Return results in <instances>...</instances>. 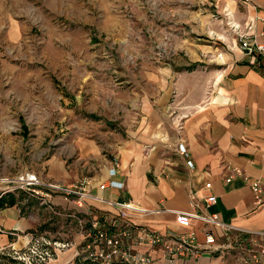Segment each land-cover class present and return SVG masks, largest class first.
Instances as JSON below:
<instances>
[{"label": "crops", "instance_id": "crops-1", "mask_svg": "<svg viewBox=\"0 0 264 264\" xmlns=\"http://www.w3.org/2000/svg\"><path fill=\"white\" fill-rule=\"evenodd\" d=\"M219 6L227 13L230 26L227 33H219L212 53L196 55L191 62L197 64L170 70L173 81L165 82L158 94L154 87L156 92H148L138 103L132 127H115L114 148L103 153L116 156H103L100 179L103 183L114 179L121 187L92 189L107 200L135 201L162 211L131 217L105 200H88L79 207L57 195L48 206L26 191L10 192L0 197V201L4 198L0 204V249L42 242L52 245L56 254L50 264H79L76 254L85 243L91 220L102 216L119 219L118 227L103 222L110 233L117 232L125 220H138L166 235L193 233L198 245L205 243L207 233L219 239L217 227L195 218L179 220L174 212L193 209L192 191L216 196L209 208L201 200L199 211L218 213L235 225L264 229V202L255 205L249 183L242 176L225 180L230 174L228 165H237L264 185V76L254 68L257 56L244 51L238 39V33L248 32L264 42V0H219ZM180 145L186 148L185 154ZM54 159L48 173L40 175L67 182L79 178V173H68ZM115 159L120 167L110 176ZM207 182H212L211 189H205ZM135 248L151 254V264H225L229 255L203 250L198 256L172 262L164 258L160 246Z\"/></svg>", "mask_w": 264, "mask_h": 264}, {"label": "rangeland", "instance_id": "rangeland-1", "mask_svg": "<svg viewBox=\"0 0 264 264\" xmlns=\"http://www.w3.org/2000/svg\"><path fill=\"white\" fill-rule=\"evenodd\" d=\"M227 17L219 0H0V176L47 174L55 158L99 183L115 127L211 54ZM52 251L2 248L0 264H50ZM225 264L245 263L231 251Z\"/></svg>", "mask_w": 264, "mask_h": 264}, {"label": "built area", "instance_id": "built-area-1", "mask_svg": "<svg viewBox=\"0 0 264 264\" xmlns=\"http://www.w3.org/2000/svg\"><path fill=\"white\" fill-rule=\"evenodd\" d=\"M239 43L244 51L257 56L258 60L254 64V68L264 76V42L260 41L257 35L247 32L240 35ZM179 149L183 154L187 152L184 146L180 145ZM188 164L193 165L192 161H188ZM119 167L120 163L115 159L109 168L110 176L116 175ZM228 169L230 174L225 180L230 181L236 176H242L252 188L255 205L257 207L262 205L264 202V185L261 179L247 175L237 165H228ZM118 183L114 179H109L108 182L104 183L103 181L96 183L90 177H83L74 182H65L47 178L33 170H24L15 174L0 176V197L6 193L22 190L48 206L52 205L54 197L58 195L65 200L73 201L79 207L85 206L88 200H105L115 205L123 214L131 217L162 211V209L145 207L135 201L107 200L92 192L94 186L100 189H105L107 185L121 187ZM204 187L211 189L212 182H207ZM190 196L193 209L174 211L178 219L195 218L217 227L221 232L219 239L213 233H207L205 243L198 245L193 233L187 236L166 235L138 220H125L124 225L119 227L117 232L110 233L103 226V222H111L118 227L119 219H108L102 216L91 220L90 228L85 234V243L82 249L77 251V257L98 264H151L153 262L152 255L135 248L136 245H145L148 247L160 246L163 249L164 258L172 262L179 257L198 256L203 250H210L213 252L224 251L225 253L236 251L245 264H264V229L235 225L224 221L218 213L199 211L201 200L204 201L206 208L216 202L214 194L202 196L198 192L192 191ZM89 211L92 212V209Z\"/></svg>", "mask_w": 264, "mask_h": 264}, {"label": "trees", "instance_id": "trees-1", "mask_svg": "<svg viewBox=\"0 0 264 264\" xmlns=\"http://www.w3.org/2000/svg\"><path fill=\"white\" fill-rule=\"evenodd\" d=\"M10 201H12V199H10ZM4 202V198L0 201V204L2 205ZM86 264H97L96 262H93V261H87Z\"/></svg>", "mask_w": 264, "mask_h": 264}]
</instances>
